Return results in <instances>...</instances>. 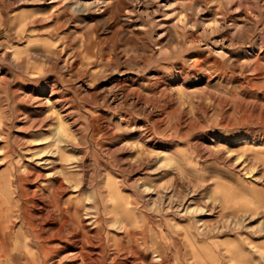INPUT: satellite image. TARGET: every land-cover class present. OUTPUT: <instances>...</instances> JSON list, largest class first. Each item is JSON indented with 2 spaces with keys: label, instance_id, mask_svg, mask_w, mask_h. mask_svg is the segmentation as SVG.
<instances>
[{
  "label": "rangeland",
  "instance_id": "obj_1",
  "mask_svg": "<svg viewBox=\"0 0 264 264\" xmlns=\"http://www.w3.org/2000/svg\"><path fill=\"white\" fill-rule=\"evenodd\" d=\"M0 76V264H264V0H0Z\"/></svg>",
  "mask_w": 264,
  "mask_h": 264
},
{
  "label": "bare ground",
  "instance_id": "obj_2",
  "mask_svg": "<svg viewBox=\"0 0 264 264\" xmlns=\"http://www.w3.org/2000/svg\"><path fill=\"white\" fill-rule=\"evenodd\" d=\"M53 2H55V1H53ZM79 4H80V3H79ZM79 4H78V3H75V6H78ZM76 9H77V8H76ZM76 9H75V10H76ZM221 52H223V51H221ZM3 78H4V76H0V80H2ZM33 99H34V101L37 100L38 102H42V103H43V101H42V100H43V97H41L40 94L35 95ZM46 101H47V100H46ZM218 101H219V100H218ZM221 101H222V100H221ZM33 122H34V121H33ZM208 146H210V145H208ZM208 146L206 147V149H207V151L209 152V154H210V155H215V154L217 153V152L215 151V149H214L213 147H211V146H210V147H208ZM217 154H219V153H217ZM42 215H43V213H42ZM44 215H45V214H44ZM41 217H42V216H41ZM65 220H66V219H65ZM65 220H64V221H65ZM52 222H53V221H52ZM65 222H66V221H65ZM67 222H68V221H67ZM46 223H47V222H46ZM61 224H63V223H61ZM73 233H74V232H73ZM55 234H56V233H55ZM79 234H80V233H78V236H79ZM81 236H82V235H81ZM68 239H71V238H68ZM73 239H74V236H73ZM75 239H76V238H75ZM82 240H83V239H82ZM75 242H76V241H75ZM56 244H58V243H56ZM82 245H83V244H82ZM64 247H65V246H64ZM79 251H80V250H79Z\"/></svg>",
  "mask_w": 264,
  "mask_h": 264
}]
</instances>
